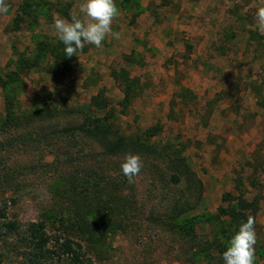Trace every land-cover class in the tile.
I'll list each match as a JSON object with an SVG mask.
<instances>
[{"label": "rangeland", "instance_id": "rangeland-1", "mask_svg": "<svg viewBox=\"0 0 264 264\" xmlns=\"http://www.w3.org/2000/svg\"><path fill=\"white\" fill-rule=\"evenodd\" d=\"M28 1L6 0L9 11L0 13V77L20 72L24 58L33 62L37 43L57 46L54 17H81L85 2L43 0L27 16L20 8ZM114 2L113 34L101 47L86 43L78 50L72 71L52 73L48 55L21 74L20 114L42 108L45 97H51L53 105L73 109L75 115L48 125L47 133L59 134L52 140L57 149L41 147L27 154L20 148L13 154L11 167L20 188L1 193L0 201L8 204L11 219L38 222L63 212L55 187L66 173L82 175L98 167L118 178L124 159L104 156L92 141L77 136L71 144L62 135L69 126L80 129L84 118L79 109L98 118L111 112L120 134L167 147L175 158L183 157L191 173L175 186L170 166L154 157L141 158L139 175L123 184L125 194L135 196L129 211L116 218L121 226L116 236L96 246L95 264H189L182 242L158 223L178 197L196 205L187 220L195 219L199 234L210 240L220 230L219 220L227 218L223 209L236 206L240 198L257 201L255 264H264V35L254 18L264 0ZM19 16L24 21L18 27ZM122 70L139 85L127 107L122 103L124 86L112 77ZM100 92L108 102L105 111L92 104ZM4 109L0 97V116ZM50 233L58 234L55 228ZM22 260L23 253L16 264Z\"/></svg>", "mask_w": 264, "mask_h": 264}, {"label": "trees", "instance_id": "trees-1", "mask_svg": "<svg viewBox=\"0 0 264 264\" xmlns=\"http://www.w3.org/2000/svg\"><path fill=\"white\" fill-rule=\"evenodd\" d=\"M42 1L25 2L20 8L21 13L31 15ZM33 19L36 23L37 18L33 16ZM23 21V17L19 16L17 26ZM65 47L60 40L57 46L51 49L45 42L37 43L36 58L33 62L24 58L20 72H8L0 77V97L3 98L5 106L4 114L0 116V194L20 188L11 167L13 154L20 148H24L27 154L41 147L57 149V143L54 144L52 140L59 137V134L47 133L48 125H56L75 115L73 109L53 105L51 97H45L42 108L33 109L31 112L20 114L17 106L18 96L22 92L21 74L39 66L47 60L48 55L53 59L50 67L52 73H68L73 70L77 56L67 57ZM112 75L114 80L124 86L123 105H132L137 97L138 82L131 80L125 70L114 71ZM92 104L98 111L108 109V102L101 92L93 98ZM78 113L84 118L79 131L75 126H69L62 134L67 141H71L69 143L73 144L72 141L77 140V136L92 141L102 149L104 156L112 159H124L129 152L138 154L141 158L154 157L171 167L172 174L169 177L175 186L184 182L183 176L186 173L188 176L191 173L183 157L175 158L173 153L167 151V147L161 149L141 138H128L120 134L117 124L111 120L115 117L114 113L108 112L103 118L83 109H79ZM44 141L53 144L43 145ZM59 155L61 154H57L61 161ZM69 155L65 154L67 158ZM120 165L118 167L121 169ZM90 169L85 170L86 173L82 175L75 170L57 179L55 193L64 203L63 212L59 216H44L38 222L23 224L17 219H11L7 212L8 204L0 201V264H16L22 253L24 260L21 264H95L92 253L96 246L104 245L116 236L121 227L117 225L120 221L116 218L121 217L122 212L124 215L129 211L135 196L125 194L123 186L128 184L129 180L126 177L124 182H120L122 171L116 178L98 167ZM190 181L195 185L194 176ZM195 209L196 205L191 201L178 197L173 207L158 222L182 242L184 251L188 254L186 262L189 264H224L223 253L248 216L255 218V232L258 230L257 201L249 203L246 198H240L236 206L228 210L223 209L222 213L227 218L219 220L220 230L212 240L199 234L195 219L187 220ZM51 228H55L58 234L50 233Z\"/></svg>", "mask_w": 264, "mask_h": 264}, {"label": "clouds", "instance_id": "clouds-1", "mask_svg": "<svg viewBox=\"0 0 264 264\" xmlns=\"http://www.w3.org/2000/svg\"><path fill=\"white\" fill-rule=\"evenodd\" d=\"M9 6L6 0H0V13H7ZM81 17L73 15L71 21L54 17V29L58 39L66 46L67 57L77 56L85 44L101 47L105 37L112 35V23L118 14L114 0H85L79 9ZM256 28L264 35V6L255 12ZM118 35V34H117ZM143 163L138 154L129 152L121 163L122 174L132 183L133 177L139 175ZM255 218L248 216L241 223L239 231L231 238L227 250L223 253L224 264H255Z\"/></svg>", "mask_w": 264, "mask_h": 264}]
</instances>
